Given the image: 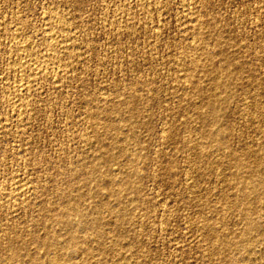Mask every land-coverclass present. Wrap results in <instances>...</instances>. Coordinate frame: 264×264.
<instances>
[{
	"label": "rangeland",
	"instance_id": "obj_1",
	"mask_svg": "<svg viewBox=\"0 0 264 264\" xmlns=\"http://www.w3.org/2000/svg\"><path fill=\"white\" fill-rule=\"evenodd\" d=\"M0 72V264H264V0H0Z\"/></svg>",
	"mask_w": 264,
	"mask_h": 264
},
{
	"label": "bare ground",
	"instance_id": "obj_2",
	"mask_svg": "<svg viewBox=\"0 0 264 264\" xmlns=\"http://www.w3.org/2000/svg\"><path fill=\"white\" fill-rule=\"evenodd\" d=\"M52 12V11H51ZM63 14V13H62ZM50 16V15H49ZM53 17V19H54V16H50V18H52ZM47 18V17H46ZM49 20V19H48ZM56 21V20H55ZM48 23H46V25H47ZM55 26V25H54ZM60 26V25H59ZM67 26V25H66ZM49 29H50V27H49ZM48 28H47V30H49ZM53 29V28H52ZM62 31V30H61ZM61 33V32H60ZM19 35V34H18ZM47 36H48V38L51 40V42H53L54 40V35L50 32V30L47 32ZM13 38V37H12ZM69 38V37H68ZM11 39V38H10ZM45 39V38H44ZM12 40V39H11ZM69 40V39H68ZM47 42H49V41H47ZM51 44H53V43H51ZM30 43L29 44H27V43H20V42H16V48L18 49V50H20V52H21V61H19V63H20V66H23V64H25V62L27 61V57L29 56V50H30ZM40 55H41V53H40ZM46 56V55H45ZM193 57V56H192ZM191 58V57H190ZM194 58V57H193ZM30 59V58H29ZM32 60V59H31ZM194 60H195V58H194ZM197 60V59H196ZM30 61V60H29ZM192 61H193V59H192ZM191 61V62H192ZM38 62V61H37ZM53 62V61H52ZM189 62V61H188ZM26 63H29V62H26ZM186 63V62H185ZM193 63V62H192ZM192 63H190V64H192ZM197 63V62H196ZM49 64V63H48ZM189 64V65H190ZM33 65V64H32ZM31 65V66H32ZM19 66V67H20ZM30 66V67H31ZM36 66V65H35ZM37 66H39L38 64H37ZM193 66V65H192ZM196 66V65H195ZM47 68V67H46ZM186 68V67H185ZM193 68H194V66H193ZM192 68V69H193ZM190 69V68H189ZM27 71V70H26ZM193 71V70H192ZM223 71V70H222ZM33 72V71H32ZM34 72L35 73H37L38 72V70L36 69H34ZM189 72V71H188ZM1 73V72H0ZM39 73V72H38ZM187 73V72H186ZM19 74V73H18ZM29 74V73H28ZM33 74V73H32ZM36 75V74H35ZM4 76V75H3ZM44 76V75H43ZM216 76V75H215ZM218 79V78H217ZM32 80V79H31ZM216 80V79H215ZM214 80V81H215ZM221 80V79H220ZM35 81V80H34ZM28 81H26V83H27ZM218 82H219V80H218ZM222 82V81H221ZM19 84V83H18ZM34 85V84H33ZM226 85V84H225ZM218 86V85H217ZM19 87V86H18ZM219 87V86H218ZM26 88V87H25ZM23 90V89H22ZM24 92V91H23ZM26 93V92H25ZM19 94V93H18ZM211 94V93H210ZM20 95L22 96V94L20 93ZM18 96V95H17ZM211 97H212V95H211ZM211 97L208 99L209 101H210V99H211ZM217 97V96H216ZM219 97V96H218ZM217 97V98H218ZM21 98V97H20ZM14 99V98H13ZM219 99V98H218ZM213 101V100H212ZM214 101H216L215 99H214ZM220 101H222L221 99H220ZM219 101V102H220ZM16 103V102H15ZM221 103V102H220ZM215 105H216V103H215ZM218 105H219V103H218ZM218 105L216 106V107H218ZM11 106H13V105H11ZM16 107V106H15ZM99 107V106H98ZM101 107V106H100ZM213 107H215V106H213ZM213 107H211V108H213ZM19 110V109H18ZM218 111V110H217ZM210 112V111H209ZM219 112V111H218ZM206 113V112H205ZM20 114V113H19ZM18 114V115H19ZM208 115V114H207ZM212 115V114H211ZM215 115V114H214ZM5 119V118H4ZM112 125V124H111ZM4 126V125H3ZM110 127V126H109ZM113 127V126H112ZM114 128V127H113ZM121 132V131H120ZM207 134V133H206ZM216 134V133H215ZM214 135V134H213ZM213 137V136H212ZM216 137V136H215ZM214 138V137H213ZM126 139H127V137H126ZM95 142V141H94ZM103 142V141H102ZM108 146V145H107ZM122 146V145H121ZM110 147V146H109ZM124 147V146H123ZM111 148H112V146H111ZM114 148V147H113ZM123 149V148H122ZM121 149V150H122ZM127 149V148H126ZM118 150H120V149H118ZM125 150V149H124ZM126 151V150H125ZM123 152V151H122ZM99 153V152H98ZM112 154H113V152H111ZM100 154V153H99ZM108 154H109V151H108ZM101 155V154H100ZM107 155V154H106ZM108 156V155H107ZM104 157H105V155H104ZM94 158V157H93ZM103 158V157H102ZM262 159H264V156H263V158ZM239 162V161H238ZM95 163V162H94ZM97 163H98V161H97ZM100 163V162H99ZM102 163H103V161H102ZM259 163V162H258ZM261 163V162H260ZM114 164V163H113ZM238 164H240V163H238ZM243 164V163H242ZM241 164V165H242ZM73 166V165H72ZM93 166V165H92ZM95 166V165H94ZM237 166V165H236ZM254 167H255V165H254ZM257 167H258V165H257ZM263 167V166H262ZM90 168H91V166H90ZM93 168V167H92ZM103 168V167H102ZM115 168V167H114ZM69 169V168H68ZM72 169V168H71ZM83 169V168H82ZM94 169V168H93ZM101 169V168H100ZM104 169V168H103ZM261 169V168H260ZM88 170H90V169H88ZM95 170V169H94ZM259 170V169H258ZM81 171V170H80ZM105 171V170H104ZM254 171V170H253ZM88 172V171H87ZM242 172V171H241ZM81 173H83V172H81ZM103 173V172H102ZM106 173V172H105ZM108 173H110V172H108ZM260 173V172H259ZM259 173L257 174L256 173V175H258L259 176ZM262 173V172H261ZM260 173V174H261ZM254 174V173H253ZM80 175V174H79ZM236 175H238V173L236 174ZM252 175V174H251ZM255 175V174H254ZM104 176V175H103ZM241 176H243L242 174H241ZM89 177V176H88ZM99 177V176H98ZM92 178V177H91ZM105 177H103L102 178V180L104 179ZM109 178V177H108ZM246 178V177H245ZM260 178H261V182L263 181L264 182V175L262 174L261 176H260ZM69 179V178H68ZM107 179V178H106ZM111 179V178H110ZM114 179V178H113ZM240 179H241V177H240ZM247 179V178H246ZM251 180H252V178H250ZM237 180V179H236ZM239 180V179H238ZM243 180H244V176H243ZM251 180H249V182H252ZM108 181V180H107ZM109 181H111V180H109ZM108 181V182H109ZM127 181H129V180H127ZM253 181H254V179H253ZM257 181V180H256ZM263 182L261 183V184H263ZM105 183H106V185H107V182L105 181ZM254 182H252V184H253ZM258 183V182H257ZM1 184V183H0ZM12 184V183H11ZM22 184V183H21ZM129 184V183H128ZM232 184V183H231ZM235 184V183H234ZM239 184V183H238ZM256 183H254V185H255ZM127 185V184H126ZM237 185V184H236ZM243 185V184H242ZM241 185V186H242ZM256 185H258V184H256ZM255 185V186H256ZM2 186V185H1ZM5 186V185H4ZM20 186V185H19ZM103 186V185H102ZM105 186V185H104ZM244 186V185H243ZM252 186V185H251ZM30 187V186H29ZM110 187V186H109ZM237 187V186H236ZM245 187H247V186H245ZM250 187V186H249ZM76 188V187H75ZM74 188V189H75ZM253 188V187H252ZM255 188V187H254ZM253 188V189H254ZM257 188V187H256ZM256 188H255V190H256ZM17 189V188H16ZM19 189V188H18ZM244 189V188H243ZM250 189H251V187H250ZM9 190V189H8ZM240 189H238V191H239ZM246 190H247V188H246ZM113 191V190H112ZM4 192V191H3ZM253 192V191H252ZM256 192V191H255ZM8 193V192H7ZM21 193V192H20ZM26 193V192H25ZM240 193H241V191H240ZM9 194H10V192H9ZM247 194H248V192H247ZM251 194V193H250ZM240 195V194H239ZM243 195V194H242ZM26 196V195H25ZM32 196H34V194L32 195ZM251 196H252V194H251ZM3 198H4V196H2ZM5 197H6V195H5ZM66 197V196H65ZM243 198H244V195H243ZM246 198V197H245ZM14 199V198H13ZM36 200V199H35ZM5 201V200H4ZM20 201V200H19ZM82 201V200H81ZM237 201V200H236ZM242 202V201H241ZM25 203V202H24ZM65 203V202H64ZM68 203V202H67ZM80 203V202H79ZM21 204V203H20ZM19 204V205H20ZM27 204V203H26ZM57 204V203H56ZM238 204V203H237ZM78 205V204H77ZM242 205V204H241ZM3 206V205H2ZM23 206V205H22ZM22 206H21V208H22ZM96 206V205H95ZM19 207V206H18ZM49 208V207H48ZM242 208V207H241ZM244 208V207H243ZM55 209V208H54ZM13 210V209H12ZM57 210V209H56ZM78 210V208L76 209V208H73V211H77ZM66 211H68V210H66ZM58 212V211H57ZM79 211H77L76 213H78ZM241 212H245V218H246V225H245V232L246 231H249V230H251V229H253L254 227H256V224H252V222H250V220H249V216H248V213H247V209L246 210H244L243 209V211H241ZM56 213V212H55ZM59 213V212H58ZM69 213V215L71 214V212H68ZM74 213V212H73ZM81 213V212H80ZM45 214V213H44ZM57 214V213H56ZM64 213H62V215H63ZM79 214V213H78ZM78 214H76L77 216H79ZM42 215V214H41ZM75 215V216H76ZM74 216V217H75ZM55 217V216H54ZM53 217V218H54ZM77 218V217H76ZM71 219V218H70ZM86 219V218H85ZM92 219V218H91ZM94 219V218H93ZM44 220V219H43ZM55 220V219H54ZM64 220V219H63ZM61 222V221H60ZM59 222V223H60ZM70 222V221H69ZM95 222V221H94ZM94 222H93V224H92V226L94 225ZM98 222V221H97ZM58 223V222H57ZM69 224V223H68ZM98 225V224H97ZM90 226V225H89ZM91 227V226H90ZM86 228V227H85ZM244 230V229H243ZM72 232V231H71ZM70 232V233H71ZM18 233H19V231H18ZM244 233V232H243ZM247 234V233H246ZM5 237V236H4ZM13 238V237H12ZM20 240V239H19ZM28 240V239H27ZM32 240V239H31ZM13 244H15V243H12V246L14 247V245ZM10 245V244H9ZM8 245V247H11V246H9ZM16 245V244H15ZM21 245V244H20ZM26 245V244H25ZM1 246V245H0ZM4 246V245H3ZM17 247V246H16ZM54 247V246H53ZM7 249V248H6ZM8 250V249H7ZM9 252V251H8ZM30 254V253H29ZM9 257H10V259L12 260V259H14L15 261H16V252H15V250L14 249H10V254L8 255ZM20 258V257H19ZM49 262V261H48ZM47 262V263H48ZM22 263V262H21ZM24 263V262H23Z\"/></svg>",
	"mask_w": 264,
	"mask_h": 264
}]
</instances>
